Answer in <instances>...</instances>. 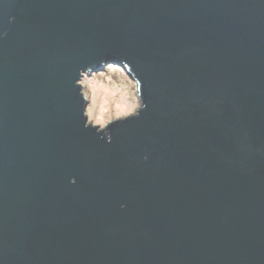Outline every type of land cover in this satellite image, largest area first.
I'll return each instance as SVG.
<instances>
[{
    "label": "water",
    "instance_id": "95a60500",
    "mask_svg": "<svg viewBox=\"0 0 264 264\" xmlns=\"http://www.w3.org/2000/svg\"><path fill=\"white\" fill-rule=\"evenodd\" d=\"M104 59L148 104L111 143ZM0 264H264V0H0Z\"/></svg>",
    "mask_w": 264,
    "mask_h": 264
},
{
    "label": "clouds",
    "instance_id": "9594fccd",
    "mask_svg": "<svg viewBox=\"0 0 264 264\" xmlns=\"http://www.w3.org/2000/svg\"><path fill=\"white\" fill-rule=\"evenodd\" d=\"M100 65L99 69L93 64L80 68L74 88L78 89L77 95L81 100L84 128L93 130L101 139L111 143V129L138 119L148 104L142 80L128 61L104 59ZM71 183H76L75 177H72Z\"/></svg>",
    "mask_w": 264,
    "mask_h": 264
}]
</instances>
